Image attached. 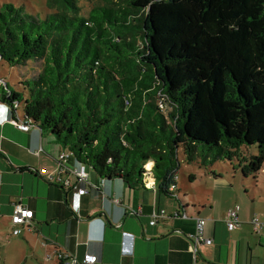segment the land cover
<instances>
[{"label": "trees", "instance_id": "16d2710c", "mask_svg": "<svg viewBox=\"0 0 264 264\" xmlns=\"http://www.w3.org/2000/svg\"><path fill=\"white\" fill-rule=\"evenodd\" d=\"M78 1L49 0L41 23L11 14V24L0 10V61L38 70L25 81L26 98L6 84L0 100L13 119L23 100L19 118L101 179L131 187L149 178L176 197L180 147L189 161L200 148L234 160L243 145H257L258 155L240 159L244 175L257 178L264 168V0H130L125 10L109 0L105 6L121 16L101 21L83 16Z\"/></svg>", "mask_w": 264, "mask_h": 264}, {"label": "crops", "instance_id": "0c3cea01", "mask_svg": "<svg viewBox=\"0 0 264 264\" xmlns=\"http://www.w3.org/2000/svg\"><path fill=\"white\" fill-rule=\"evenodd\" d=\"M11 119L10 109L0 102V216L12 227L15 204L33 209L31 225L45 240L46 251L53 249L56 255L61 249L80 258L90 252L98 256L97 264H191L189 235L196 232L200 217L207 219L204 234L213 243L199 247V264H264V225L257 232L251 223L255 215L264 223V198L243 196V186L248 192L246 185L252 183L240 178L237 167L205 175L202 187L195 185L197 173L190 171L187 193L177 183L176 197L147 182L131 187L122 179H101L89 168V182L79 183L87 191L80 194L38 173L41 168L55 170L58 155L68 150L52 135L34 126L20 130ZM64 176L77 182L73 172ZM257 184L255 193L263 191ZM237 205L241 224L229 230L225 216ZM161 210L167 217L151 224L153 212Z\"/></svg>", "mask_w": 264, "mask_h": 264}, {"label": "rangeland", "instance_id": "374dc122", "mask_svg": "<svg viewBox=\"0 0 264 264\" xmlns=\"http://www.w3.org/2000/svg\"><path fill=\"white\" fill-rule=\"evenodd\" d=\"M109 0H79L78 5L81 7L82 15L87 17H93L95 21H101L103 19H108L112 16H121L120 12L116 10L120 9H129L130 0H110L112 2V7L105 6ZM49 0H0V10H5L6 18L12 24V15L21 14L25 19L27 24L33 22L35 19L37 22H42L46 14L50 13L48 11ZM13 6L17 12H10L7 6ZM96 6L105 7V10L95 9ZM147 9L141 11V15L145 14ZM123 14V13H122ZM140 15V16H141ZM17 18H15L16 20ZM0 24L4 25L5 22L0 16ZM117 34L121 33V29L111 24ZM134 33V31H133ZM131 38V37H130ZM129 38V40H130ZM37 64L32 63L28 66H12L6 60L0 61V97L3 94V90L7 89L6 84L9 85L10 89L16 91L17 93H23L24 98L27 97L28 90L25 85L27 79H31L38 70L35 68ZM161 99V98H160ZM160 99L158 102H160ZM1 102V100H0ZM24 111V102L20 101V106L18 109V116L23 117ZM199 153L195 156L193 161H189L187 155L185 154L184 148L180 147L178 151V159L180 162V167L177 172V183L180 190L183 192L184 189H187L188 185L191 184L188 173L193 171L197 173V180L195 185L202 187L203 180H205V175H213L214 171L217 173L224 172H234V168H238V174L240 178H245L248 183L246 189L242 188L243 196L251 199L252 195L261 196L264 198V168L259 172L257 178L254 174H249L247 177L243 173L241 163L244 162V158H249L253 155L259 154V149L257 145H243L239 148V157H235L234 160H229L227 158L213 159L212 154L215 151H206L203 152V149L200 148ZM153 162L145 165L147 170L148 167L152 166ZM245 163V162H244ZM256 181L258 182L259 189L255 193L253 186ZM187 193V191L183 192ZM255 193V194H254ZM264 205V201L261 202ZM25 228V229H24ZM24 233L20 235H14L12 233V227L8 220H4L0 216V264H54L56 260V255L53 249L46 251L45 250V240L42 236L36 232L34 225L30 224L29 227H24Z\"/></svg>", "mask_w": 264, "mask_h": 264}, {"label": "built area", "instance_id": "2783aa9c", "mask_svg": "<svg viewBox=\"0 0 264 264\" xmlns=\"http://www.w3.org/2000/svg\"><path fill=\"white\" fill-rule=\"evenodd\" d=\"M159 107L161 109L166 108L165 96L161 97L159 102ZM11 123L18 129L23 131H29L32 125L27 121L17 117L16 119H11ZM71 161L75 162L72 158V154L68 151L61 152L57 157V167L55 170H48L47 168H41L38 173L41 175H46L50 181L57 182L63 186H72L77 189L80 194H84L87 189L84 187H79V183L89 182V167L85 164L76 161V165H73ZM150 170V169H149ZM68 171L73 172L77 177V182L72 183L71 180L64 176V173ZM149 178H146V185L149 187L154 186V181L149 182ZM173 189V187H171ZM239 210L240 207L237 205L228 210L225 221L229 230H233L241 224L239 220ZM180 215V214H178ZM183 217H187L186 213L181 214ZM34 217V210L31 209L24 203H17L14 205L13 213L11 216L12 222V233L14 235H20L23 232V227L31 224V220ZM166 211H154L152 214L151 224H155L159 219L166 218ZM207 223L206 218H197L196 232L189 235L190 239V252L193 257V262L191 264H199L197 262V257L199 253V247L202 244H212L213 238L208 237L204 234L205 225ZM251 223L255 231L259 232L264 223L262 222L259 215H255L251 220ZM56 257L58 264H97L98 256L90 252H86L81 258L76 254L68 253L63 250H57Z\"/></svg>", "mask_w": 264, "mask_h": 264}, {"label": "bare ground", "instance_id": "6f19581e", "mask_svg": "<svg viewBox=\"0 0 264 264\" xmlns=\"http://www.w3.org/2000/svg\"><path fill=\"white\" fill-rule=\"evenodd\" d=\"M149 164V163H148ZM151 167V166H150Z\"/></svg>", "mask_w": 264, "mask_h": 264}]
</instances>
